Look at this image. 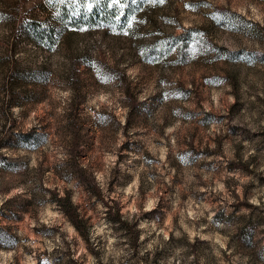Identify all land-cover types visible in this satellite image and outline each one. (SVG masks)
<instances>
[{
  "label": "rangeland",
  "instance_id": "1",
  "mask_svg": "<svg viewBox=\"0 0 264 264\" xmlns=\"http://www.w3.org/2000/svg\"><path fill=\"white\" fill-rule=\"evenodd\" d=\"M48 11L0 0V264H264V0H149L37 46L20 22Z\"/></svg>",
  "mask_w": 264,
  "mask_h": 264
},
{
  "label": "trees",
  "instance_id": "2",
  "mask_svg": "<svg viewBox=\"0 0 264 264\" xmlns=\"http://www.w3.org/2000/svg\"><path fill=\"white\" fill-rule=\"evenodd\" d=\"M147 1L149 0H47V17L23 19L20 29L28 41L37 46L49 47L58 44L60 34L65 28L121 33L133 13ZM190 44L188 32L185 31L176 37V51L181 58H186L189 54ZM35 78L36 75L32 71L25 70L22 73H14L11 82L16 84L22 81L29 84ZM38 136L33 130L30 134L21 135V140L24 146L31 147L37 144ZM54 202L78 233L86 237V220L79 216L68 193L64 196L56 195ZM117 222L121 221L117 219Z\"/></svg>",
  "mask_w": 264,
  "mask_h": 264
}]
</instances>
